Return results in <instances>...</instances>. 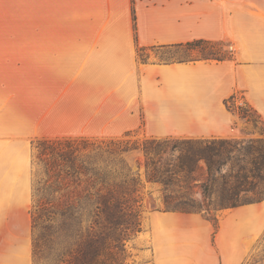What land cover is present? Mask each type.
Returning <instances> with one entry per match:
<instances>
[{
    "label": "crops",
    "instance_id": "crops-1",
    "mask_svg": "<svg viewBox=\"0 0 264 264\" xmlns=\"http://www.w3.org/2000/svg\"><path fill=\"white\" fill-rule=\"evenodd\" d=\"M8 26L34 33L0 34V219L23 218L30 138L242 137L224 104L234 94L264 119V0H0ZM195 40L233 50L224 60L137 56ZM4 247L0 264H31L26 247Z\"/></svg>",
    "mask_w": 264,
    "mask_h": 264
},
{
    "label": "trees",
    "instance_id": "trees-1",
    "mask_svg": "<svg viewBox=\"0 0 264 264\" xmlns=\"http://www.w3.org/2000/svg\"><path fill=\"white\" fill-rule=\"evenodd\" d=\"M132 19L135 31L133 9ZM234 98L225 99L228 110ZM245 105L254 118H241L263 121ZM124 136L33 140L34 264H132L129 242L142 229L145 194L154 209L200 213L214 229L222 211L264 201L263 130L240 138Z\"/></svg>",
    "mask_w": 264,
    "mask_h": 264
},
{
    "label": "rangeland",
    "instance_id": "rangeland-1",
    "mask_svg": "<svg viewBox=\"0 0 264 264\" xmlns=\"http://www.w3.org/2000/svg\"><path fill=\"white\" fill-rule=\"evenodd\" d=\"M1 33L11 35L33 34L34 28L1 27ZM58 33H64V28H58ZM230 46L232 45L227 43H216L213 48L203 44L154 46L143 48L137 56L139 60L152 57L153 61L159 63L191 61L205 59L212 54L230 56L229 53L233 50ZM241 97L239 94L235 95V98L230 102V111L237 117L238 125L244 135L242 137L258 136L260 130L264 131V119L258 122H246L244 118H241L242 114L252 115L245 105L246 101L242 100ZM252 116L254 118V114ZM141 134L140 129L120 133L123 135L122 137L127 135L126 138L131 139H143ZM36 138L44 137H33L27 140L30 151V176L24 199L26 205L22 207L23 218L0 219V229L2 230L0 231V258L5 248L4 244L12 240V242L19 243V247L29 249L31 264H34L31 247V216L29 213L32 205L31 185L33 180L31 159L35 153L32 143ZM8 189L10 193H18L23 188L18 186ZM162 215L152 207L148 195L145 194L141 218L142 229L129 242L132 264H264L263 201L244 208L222 211L218 216L216 229H214L212 222L200 213H176L169 220L160 218ZM18 227H20L19 230ZM7 228L19 233L18 240L6 233Z\"/></svg>",
    "mask_w": 264,
    "mask_h": 264
},
{
    "label": "built area",
    "instance_id": "built-area-1",
    "mask_svg": "<svg viewBox=\"0 0 264 264\" xmlns=\"http://www.w3.org/2000/svg\"><path fill=\"white\" fill-rule=\"evenodd\" d=\"M230 48H233L232 46H230Z\"/></svg>",
    "mask_w": 264,
    "mask_h": 264
}]
</instances>
